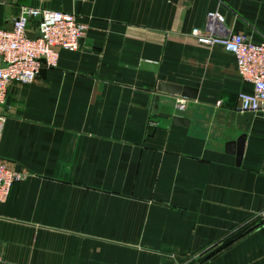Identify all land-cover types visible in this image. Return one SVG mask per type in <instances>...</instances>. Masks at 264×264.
I'll return each mask as SVG.
<instances>
[{
    "label": "crops",
    "instance_id": "obj_1",
    "mask_svg": "<svg viewBox=\"0 0 264 264\" xmlns=\"http://www.w3.org/2000/svg\"><path fill=\"white\" fill-rule=\"evenodd\" d=\"M22 5L74 13L86 31L0 104V157L25 173L0 202V264H264V218L197 262L264 213V113L236 109L252 85L191 35L218 10L262 41L264 0H0V27ZM159 80L195 98L178 111ZM241 135L237 163L225 145Z\"/></svg>",
    "mask_w": 264,
    "mask_h": 264
},
{
    "label": "built area",
    "instance_id": "obj_2",
    "mask_svg": "<svg viewBox=\"0 0 264 264\" xmlns=\"http://www.w3.org/2000/svg\"><path fill=\"white\" fill-rule=\"evenodd\" d=\"M32 19L37 22L36 31L29 33ZM85 31L86 25L78 22L74 13L20 6L12 27H0V104L10 84H30L43 67L56 66L59 48L78 49ZM191 35L200 44L220 45L232 54L239 78L252 85L251 92L238 93L236 109L264 113V40L254 41L250 36L233 32L218 10L208 11L204 26L193 29ZM187 103L186 97H175L174 106L178 111H184ZM4 119L0 113V134ZM24 177V172L11 169L0 157V202L8 196L11 184Z\"/></svg>",
    "mask_w": 264,
    "mask_h": 264
},
{
    "label": "water",
    "instance_id": "obj_3",
    "mask_svg": "<svg viewBox=\"0 0 264 264\" xmlns=\"http://www.w3.org/2000/svg\"><path fill=\"white\" fill-rule=\"evenodd\" d=\"M141 67L146 68V69H150L152 71H156L157 64L145 61V62L141 63ZM156 90L159 92H162L164 94H167V95H172L174 97L182 96V97H186L189 99L195 98V95H196L195 91L188 86H182L179 84H174V83L165 82V81H161V80H159L157 82ZM173 121L176 123H186L187 122V120L185 118L179 117V116H174ZM244 139H245V136L241 135L237 138V140L230 141L225 145L226 151L235 154L237 163L240 162L241 157H242L243 147H244ZM263 218H264V213L261 214L260 216L256 217L255 219H253L252 221H250L246 225L242 226L241 228H239L235 232L231 233L229 236L224 238L220 242V244H218L217 246H215L214 248H212L211 250H209L208 252H206L202 256L198 257L197 262H201V261L207 259L208 257L212 256L213 254H215L217 251H219L223 247L229 245L235 239H237L238 237L243 235L245 232L252 229L255 226V224Z\"/></svg>",
    "mask_w": 264,
    "mask_h": 264
}]
</instances>
